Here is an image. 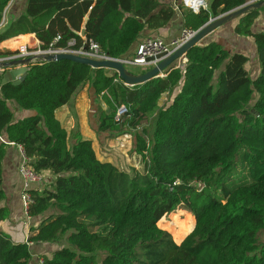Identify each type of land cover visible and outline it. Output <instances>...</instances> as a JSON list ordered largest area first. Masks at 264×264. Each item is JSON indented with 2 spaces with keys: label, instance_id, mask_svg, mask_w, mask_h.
<instances>
[{
  "label": "trees",
  "instance_id": "obj_1",
  "mask_svg": "<svg viewBox=\"0 0 264 264\" xmlns=\"http://www.w3.org/2000/svg\"><path fill=\"white\" fill-rule=\"evenodd\" d=\"M9 1L0 0V21ZM245 2L209 0L197 13L179 4L183 28L196 31ZM257 11L239 16L234 28L254 39L255 78L245 55L211 41L191 47L186 61L162 76L133 86L112 69L65 59L35 61L19 84H1L0 184L7 143L21 146L37 173L54 178L49 187L29 190L28 215H45L27 241L0 231V264H28V242L60 245L41 255L42 264H97L98 252L101 264H264V31L251 30ZM174 13L158 0H27L0 42L33 33L44 49L66 47L73 38L72 48L94 42L102 53L124 58L144 29H162ZM86 83L109 108L99 113V131H136V150L148 154L140 170L99 159L92 140L79 134L69 144L55 111ZM9 100L35 113L13 121ZM119 106L126 109L121 118ZM151 115L149 145L138 129ZM3 197L0 188V202ZM175 208L194 220L179 243L158 224ZM6 216L0 207V221Z\"/></svg>",
  "mask_w": 264,
  "mask_h": 264
},
{
  "label": "crops",
  "instance_id": "obj_2",
  "mask_svg": "<svg viewBox=\"0 0 264 264\" xmlns=\"http://www.w3.org/2000/svg\"><path fill=\"white\" fill-rule=\"evenodd\" d=\"M159 2L175 6L179 4L180 0H158ZM209 1V0H208ZM251 1V0H247ZM27 0H10L4 8L2 19L0 21V32L8 26L13 20L19 17L25 11ZM175 13L171 21L162 29L159 30H148L144 29L137 38V41L132 46L131 53L135 52L137 43L144 37H161L166 42L175 39L180 36L183 28V11L180 9H174ZM237 20L227 22L220 27L214 29L212 32L202 38L197 44L205 45L211 41L219 43L228 52H238L247 57L245 63V69L250 73L251 78H255L260 71V63L257 54V48L252 36H241L238 35L234 28L237 24ZM251 30L254 33L264 31V6L258 9L257 15L251 25ZM27 38V39H25ZM38 40L33 33L21 34L16 37L6 39L0 42V58L7 56V51L14 52L23 45L36 46ZM185 62V61H184ZM183 60H177L173 62L177 66L184 63ZM135 68L130 69L132 72L141 71L142 68L133 66ZM3 71L0 70V86ZM138 73V72H137ZM2 97L0 90V98ZM71 106L64 108V105L56 109L55 114L60 122L64 121L63 126L68 130L71 124V116L73 114L74 128L72 136L79 134L82 138L84 134L89 135V129L85 115H77V111L82 108L83 98L72 97ZM67 104V103H66ZM8 107L13 113V121H17L24 117L33 115L35 111L20 108L15 101H7ZM60 114L57 116V111ZM79 117V118H78ZM82 117V118H81ZM77 118L80 121L77 122ZM68 132V131H67ZM69 135V133H68ZM3 138H6L5 131L2 133ZM93 140V139H91ZM93 144V141H92ZM94 145V144H93ZM22 162V156L18 145L13 143H7L5 152L1 162V184L0 188L4 193V197L0 202V207L6 209L7 216L0 221V231L8 234L14 242H25L28 237L36 231L38 224L41 222L44 215L30 216L29 218L24 214L23 202L21 199V193L23 191V178L19 173V166ZM42 180L30 186V189H42L49 187V183L54 178L49 171L41 172ZM47 214V212H46ZM31 258L28 264H42L41 255L52 252L57 249L60 245L58 243H41V242H28Z\"/></svg>",
  "mask_w": 264,
  "mask_h": 264
},
{
  "label": "rangeland",
  "instance_id": "obj_3",
  "mask_svg": "<svg viewBox=\"0 0 264 264\" xmlns=\"http://www.w3.org/2000/svg\"><path fill=\"white\" fill-rule=\"evenodd\" d=\"M238 18H234L232 20H237ZM230 20V22H232ZM229 22V21H228ZM227 23V22H226ZM225 24V23H224ZM250 37V36H248ZM253 38V37H252ZM27 39V38H25ZM129 69H133L135 67L126 65ZM218 70L216 71L217 74ZM251 75L250 73L248 74ZM251 78V76H250ZM76 97L83 98V105L82 108L77 111V115L82 114L86 117V124L88 131L90 132L89 135L84 134V139H93V148L96 152V155L101 160H107L120 168L126 169L130 167H135L137 169H141L143 167V161L148 157V154L145 152H139L136 150V131L129 127H124L121 131H109V132H101L98 128V117L99 113L102 109H106L109 111L107 102L104 100L103 97L95 94L94 90L91 87L90 83L84 84L75 94ZM254 98L257 97V94L254 93ZM72 98L70 101L64 105V108L67 106H71ZM161 102V101H160ZM60 114V111H57V116ZM74 113L71 116V127H68V141L71 144L74 140L72 136L73 133V126H74ZM122 114H116L119 118L123 116ZM153 115H151L148 121H144L139 126L138 132L140 131L141 135L145 139L146 143L149 145L153 142ZM79 118V117H78ZM77 118V122L80 119ZM82 118V117H81ZM64 121L62 120L61 124L63 125ZM143 129V132L141 131ZM236 169L240 171L241 167L239 164V159H236ZM198 186V185H197ZM159 226L168 230L171 234L173 239L179 243L182 238L192 229L194 220L191 214H189L186 210L182 208H175L173 211L169 212L165 216L161 218L158 222ZM103 253L98 252L96 254L97 264H101V258Z\"/></svg>",
  "mask_w": 264,
  "mask_h": 264
},
{
  "label": "built area",
  "instance_id": "obj_4",
  "mask_svg": "<svg viewBox=\"0 0 264 264\" xmlns=\"http://www.w3.org/2000/svg\"><path fill=\"white\" fill-rule=\"evenodd\" d=\"M184 8L197 13L201 9H207L209 6L208 0H180V3ZM172 6L174 9H179L178 5ZM196 31L183 29L180 36L166 42L161 37H144L141 39L136 46L135 52L129 56L124 58H112L101 52L99 46L91 42L88 46L83 45L79 48H72L75 44V39L71 38L67 42L66 47H55L50 44L47 48H40L39 42L36 46H28L23 45L14 51L13 54H9L7 56L1 57L0 60L10 59V58H24L31 57L32 61L43 60V56L47 54H57V53H71L82 57H87L91 59H114L120 60L124 65L136 66L142 69H148L157 64L158 60L154 59L153 61H147L148 57L155 56L160 53H165V55L171 54L175 49L185 43L188 39H190ZM80 36L83 37L79 33ZM60 36H56L54 38V42L58 41ZM183 62L186 61L185 58H182ZM162 76V74H160ZM124 106H119L117 108V114H122L125 112ZM117 116V115H116ZM22 156V162L19 166V173L23 178V191L21 193V199L23 202V210L24 214L29 218L28 215V207L31 202V196L29 193L30 186L40 182L42 180L41 174L37 173L33 167L29 164L28 159L26 158L23 149L21 146H18Z\"/></svg>",
  "mask_w": 264,
  "mask_h": 264
},
{
  "label": "water",
  "instance_id": "obj_5",
  "mask_svg": "<svg viewBox=\"0 0 264 264\" xmlns=\"http://www.w3.org/2000/svg\"><path fill=\"white\" fill-rule=\"evenodd\" d=\"M264 6V0H251L245 2L242 6L234 8L228 12H225L216 17L210 18L203 26L196 30L195 34L188 39L185 43L175 49L171 54L165 55V53H160L155 56L147 58V61H153L157 59L156 65L146 69L141 73H134L130 71L126 65L120 60L114 59H91L87 57L78 56L71 53H57V54H47L43 56L45 61H55V60H69L73 63H81L90 66L91 68H106L114 70L118 77L127 86H133L137 84L144 83L145 81L159 76L160 73L177 60L185 58L187 51L197 45V43L204 38L207 34L212 32L214 29L220 27L224 23L238 18L242 14L246 13L251 9H259ZM81 35H84V30H81ZM33 64L31 57L24 58H10L0 60V70L3 71L1 84L11 82L12 84H19L25 77V73L30 65ZM73 66L71 67V71Z\"/></svg>",
  "mask_w": 264,
  "mask_h": 264
}]
</instances>
